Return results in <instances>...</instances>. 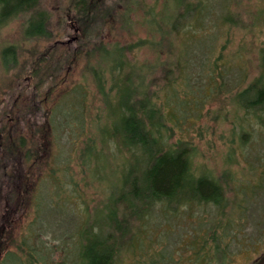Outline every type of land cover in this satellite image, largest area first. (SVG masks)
<instances>
[{
    "label": "rangeland",
    "instance_id": "1",
    "mask_svg": "<svg viewBox=\"0 0 264 264\" xmlns=\"http://www.w3.org/2000/svg\"><path fill=\"white\" fill-rule=\"evenodd\" d=\"M40 1L41 8L49 13V38L25 37L24 15L0 24V53L8 45L16 52L15 66L9 69L3 68L0 54V114L7 112L14 119L18 113L26 111L28 105L34 110L38 98L41 111L45 108L49 112V124L46 122L40 132H34L30 118L28 124L26 122V127L31 125L29 129L20 125L29 143L35 134L37 143L41 144L43 153L37 162L13 185L0 180V193L3 185L18 193L1 234L5 250L14 251L17 258L12 260L3 254L0 264H27V250L32 251L35 258H41L40 251H43L53 263L66 258L69 264L67 247L73 256L78 250L76 227L86 219L105 214L104 205L110 194L115 193L113 187L123 153L119 154L118 146L110 142L102 145L99 141L100 128L107 126V106L97 90L94 75L103 70L100 74L104 75L103 85L108 90L112 84L109 63L115 60L114 45L124 48L129 45L124 50L125 66L133 68L135 73L142 66L141 72H146L145 84L159 94L166 76L178 71L175 56L165 47L156 51L142 42L154 38L150 31L154 22L146 21L147 12L154 17L160 10L172 11V2L163 8L164 0H99L100 7L94 10L96 18L90 21L89 28L103 36L102 43L107 50L100 56L101 50L95 48L98 44L92 40L94 37L79 38L75 22L69 19L74 10L73 0ZM127 6L130 27H123L121 20ZM215 8L214 15L220 11ZM232 10L237 24L226 27L218 23L211 31L219 42L227 37V55L232 56L239 50L233 64L247 74L238 75L232 67L224 77L225 86L220 92L209 91L217 85V78L213 81L203 76L199 80L195 78L196 84L190 81L187 88L190 87L192 93L186 97L182 91L175 97L169 95L168 101L178 109L177 121L181 123L180 129H174L171 140H191L196 146L195 163L199 164V169L208 170L221 179L225 213L237 202L236 194H243L247 199L242 212L237 211L232 217L231 225L223 230L219 228L217 233L222 247L230 254L226 264H255V258L264 252V125L257 124L252 110L238 108L232 94L261 70L264 73L259 65L264 50V0H235ZM63 53H67L66 59L61 57ZM57 66L58 74L50 79ZM30 67L33 72L29 71ZM120 76L115 74L113 80ZM135 80L132 78V82L136 83ZM178 84L179 90L185 88L180 81ZM51 85L50 93L46 94V87ZM43 133L48 135L45 137ZM118 208L121 211V207ZM199 210L192 208L191 213L196 218L189 215L186 218V208L180 212L175 210L176 215H172L174 209L169 206V215L154 207L152 217H148L146 227L138 234L139 243L135 241L133 258L127 255L124 264H131L145 249L154 250L157 256H167L166 264H201L192 257L199 253V240L203 235L197 221ZM210 225L206 221L201 229ZM204 231L207 237L209 233ZM69 233L73 235L72 240ZM148 252L146 255L151 256Z\"/></svg>",
    "mask_w": 264,
    "mask_h": 264
},
{
    "label": "trees",
    "instance_id": "2",
    "mask_svg": "<svg viewBox=\"0 0 264 264\" xmlns=\"http://www.w3.org/2000/svg\"><path fill=\"white\" fill-rule=\"evenodd\" d=\"M234 1L164 0L167 5L164 4L163 8H167L168 3L172 2V11L160 10L154 14V17L147 12L146 21L150 24L154 22V27L150 28L154 38L149 37L142 42L156 51L165 47L171 56H175V65L178 69L177 74L166 76V82L160 89L161 94L149 84H145L146 72H141L142 66H139L137 73L133 68L125 66L124 50L129 48V45L126 48L114 45L115 60L112 64L109 63L112 84L108 90L103 85L104 75L100 74L103 70L95 72L97 90L107 106V126L100 128L99 141L102 145L110 142L118 146L119 154L123 153V158L118 163L117 182L113 187L115 193L110 194L103 208L105 214L96 215L92 220L86 219L76 227L78 250L73 256L70 255V247H67L69 264H124L127 255L132 257V254H135L133 251L135 241L139 243L138 234L146 227V221L149 216L152 217V211L156 206L161 209L162 214L169 215V206L174 209L172 215L186 208L187 213L184 214L186 218L187 215L196 218L191 211L192 208H199L197 221L199 220L200 224L199 232L201 230L203 235L199 240V253L192 257L195 260L199 259L201 264H226V260L230 258V254L219 241L221 236H218L217 231L219 228L223 230L226 225H231L232 217L237 211L242 212L247 199L242 196L243 194H236L237 202H234L230 212H224L225 191L221 179L208 170L199 169V164L195 163L196 146L191 140H171L174 129H180L181 123L177 121L178 109L171 105L168 98L169 95L175 97L181 91L186 97L192 93L190 87L187 88L190 81L196 84L203 76H209L213 81L217 78V85L211 87L209 91L220 92L225 86L224 77L232 67L237 70L238 75L247 74L246 70L243 73V70H239L233 64L239 50H236L232 56L227 55L225 53L227 37L219 42L211 31L218 23L226 27L237 24L232 10ZM40 3V0H0V24L24 15L25 37L49 38V13L41 8ZM100 3L99 0L71 1L74 10L69 19L75 22L79 38L94 37L92 40L98 44L95 48L101 50L99 52L101 56L103 51L107 50L102 43L103 36L99 31V35L93 33L89 28L90 21L94 22L96 18L94 10L100 7ZM215 7L218 10L220 8L216 15L213 13ZM128 10L129 6L122 15L123 27H130L131 15L128 14ZM183 27L185 30H182ZM67 53L61 54V57L66 59ZM0 54L4 69L15 66L16 52L13 46L4 47ZM39 59L40 57L37 61ZM32 64L33 62L30 65ZM259 65L264 69V50ZM59 69V66L54 67L50 79L58 74ZM29 71L33 72L32 67ZM115 74H121V78L113 80ZM134 77L136 83L132 82ZM179 81L183 88L185 86L183 90L178 89ZM36 86L37 84L35 89ZM51 89L52 85L46 87V94H49ZM229 90L233 92L231 88ZM232 99L238 108L252 110L257 124L264 125L263 70L245 86L233 92ZM35 102L34 110L28 105L26 111H21L14 119L7 112L5 115L0 114V180L5 184L13 185L16 181L22 180L24 174L28 172L27 169H30L43 153L35 134L31 136L32 140L29 143L23 135L25 129L20 126L26 127L30 118L35 133L44 130L45 123L49 122V112L45 108L41 111L39 98ZM14 122L16 125L13 124ZM47 135L48 133H43V136ZM37 144L39 147H36ZM229 174L234 178L233 172ZM1 193L0 198L3 201L0 202V217H2L0 256L6 254L5 256L14 260L17 254L12 250H5V240L1 234L5 226L4 222L13 209L12 202L17 199L18 193L16 189H7L4 185ZM118 206L121 207V211ZM210 215L212 216L209 217ZM206 221L211 223L207 228H203L209 233L207 237L204 235L205 231L201 229ZM68 236L72 240L73 235L69 233ZM251 244L255 246L254 243ZM257 250L259 251V248ZM147 251L151 256L146 255ZM21 252H24V249H21ZM40 252L41 258H35L36 255L27 250V264H33L37 260L40 264H67L66 258L53 263L51 257L42 253L43 251ZM260 253L255 258V264H264V252ZM155 254L154 250L145 249L138 253L139 256H136L131 264H166L167 256Z\"/></svg>",
    "mask_w": 264,
    "mask_h": 264
}]
</instances>
